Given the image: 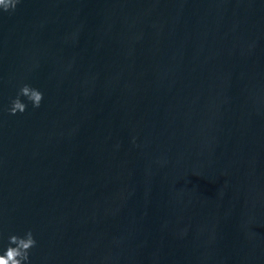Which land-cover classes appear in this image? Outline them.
Returning <instances> with one entry per match:
<instances>
[{"label":"water","instance_id":"water-1","mask_svg":"<svg viewBox=\"0 0 264 264\" xmlns=\"http://www.w3.org/2000/svg\"><path fill=\"white\" fill-rule=\"evenodd\" d=\"M28 229L31 264H264V0L0 12V247Z\"/></svg>","mask_w":264,"mask_h":264},{"label":"clouds","instance_id":"clouds-1","mask_svg":"<svg viewBox=\"0 0 264 264\" xmlns=\"http://www.w3.org/2000/svg\"><path fill=\"white\" fill-rule=\"evenodd\" d=\"M19 3L21 0H0V12H12ZM43 99L41 88L25 82L7 110L13 115L22 113L27 110L29 102L34 108H39ZM9 241L6 247H0V264H31L30 249L37 244L33 230L28 229L23 235L13 234Z\"/></svg>","mask_w":264,"mask_h":264}]
</instances>
